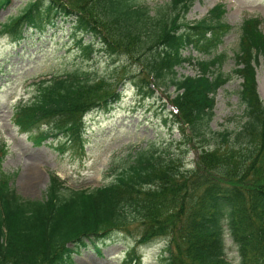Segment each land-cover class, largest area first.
<instances>
[{
  "label": "trees",
  "instance_id": "1",
  "mask_svg": "<svg viewBox=\"0 0 264 264\" xmlns=\"http://www.w3.org/2000/svg\"><path fill=\"white\" fill-rule=\"evenodd\" d=\"M196 0H170L157 8L139 0H28L0 22V38L44 33L58 19L72 23L71 35L87 60L103 52L126 65L114 78L75 68L32 83L34 90L14 108L11 121L34 145L49 139L65 151L83 149L88 113L109 109L121 99L119 87L131 83L142 100L168 91L172 106L160 105L163 122L180 130L179 146L196 148L195 166L171 154L172 143L154 141L129 156L109 184L70 188L50 175L40 199L22 197L13 186L18 171L3 169L8 146L0 138V264H73L81 250L99 241L129 235L135 244L123 264H141L137 250L157 240L165 244L161 264H237L228 259L226 233L237 247L238 264H264V101L257 67L264 66V19L244 18L235 67L222 68L219 51L233 26L224 4L198 20L187 19ZM12 0H0V7ZM89 36L90 40H85ZM192 49L201 56L185 51ZM206 56V58H202ZM185 64L196 75H179ZM233 77L242 79L244 122L234 132L216 131V94ZM220 138V141H218ZM206 142L202 148L198 142Z\"/></svg>",
  "mask_w": 264,
  "mask_h": 264
},
{
  "label": "rangeland",
  "instance_id": "2",
  "mask_svg": "<svg viewBox=\"0 0 264 264\" xmlns=\"http://www.w3.org/2000/svg\"><path fill=\"white\" fill-rule=\"evenodd\" d=\"M28 0H12L8 6L0 7V22L6 21L25 6ZM170 0H139L151 8H157ZM224 4V19L233 26L225 37L219 51H226L228 57L222 71L231 73L235 67L234 52L238 48L241 24L244 18L260 16L264 19V0H196L187 14V19L206 17L217 4ZM72 23L58 19L44 33L28 30L25 38L15 40L8 35L0 38V138L8 146V155L3 169L18 176L13 180L16 191L24 198L40 199L47 190L50 175H59L70 188H96L111 183L117 173L126 165L129 156L154 141L158 145L172 143L170 153L183 158L187 167L195 166L196 148L189 151L179 146L180 130L171 123L165 124L160 105L167 103L166 112L172 110L168 95L173 96L175 87L168 91L158 89L155 98L143 101L131 83L119 87L121 99L109 109L88 113L84 123L83 149L71 146L65 151L58 148V141L49 139L36 146L21 134L11 121L15 106L28 100L36 80L49 78L75 68H85L93 75L114 78L123 65L129 71L136 69L124 57L113 60L103 52L87 60L81 53L71 32ZM264 31V23L262 26ZM85 40H90L89 36ZM192 53L201 56L192 49ZM206 58V56H202ZM179 75H196L197 69L190 64L178 67ZM258 89L264 101V66L257 67ZM242 79L233 77L216 94V105L211 128L231 132L234 135L244 122L245 106L240 100ZM220 141V138H218ZM206 142H198L202 148ZM228 259L240 262L237 247L230 233H226ZM135 244L129 235H119L115 240L99 241L98 247H88L74 256L73 264H123L127 250ZM165 244L157 240L137 250L142 255L141 264H161ZM134 261L132 262V264Z\"/></svg>",
  "mask_w": 264,
  "mask_h": 264
}]
</instances>
